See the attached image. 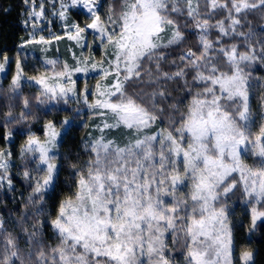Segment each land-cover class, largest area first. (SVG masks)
<instances>
[{
	"label": "snow or ice",
	"instance_id": "1",
	"mask_svg": "<svg viewBox=\"0 0 264 264\" xmlns=\"http://www.w3.org/2000/svg\"><path fill=\"white\" fill-rule=\"evenodd\" d=\"M21 5L0 264H264V0Z\"/></svg>",
	"mask_w": 264,
	"mask_h": 264
},
{
	"label": "trees",
	"instance_id": "2",
	"mask_svg": "<svg viewBox=\"0 0 264 264\" xmlns=\"http://www.w3.org/2000/svg\"><path fill=\"white\" fill-rule=\"evenodd\" d=\"M0 7H11V11L5 13L0 11V33L3 38H7L11 43L6 47H11L18 37L22 34V28L19 24L20 16L18 11L22 7L21 0H0ZM259 246V238L255 241Z\"/></svg>",
	"mask_w": 264,
	"mask_h": 264
},
{
	"label": "rangeland",
	"instance_id": "3",
	"mask_svg": "<svg viewBox=\"0 0 264 264\" xmlns=\"http://www.w3.org/2000/svg\"><path fill=\"white\" fill-rule=\"evenodd\" d=\"M20 19H21V17H20ZM20 21V20H19ZM19 24H20V26H21V28L23 29V25L19 22ZM21 35H23V32H22V34ZM9 44H11L9 41H8V39L7 38H3L2 36H1V33H0V48H3V47H6V46H8ZM6 45V46H5ZM12 47V46H11ZM256 245V242L254 241L253 242V246H255Z\"/></svg>",
	"mask_w": 264,
	"mask_h": 264
}]
</instances>
